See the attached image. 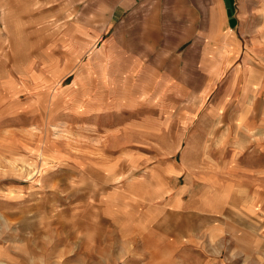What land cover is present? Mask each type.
<instances>
[{
  "label": "rangeland",
  "instance_id": "374dc122",
  "mask_svg": "<svg viewBox=\"0 0 264 264\" xmlns=\"http://www.w3.org/2000/svg\"><path fill=\"white\" fill-rule=\"evenodd\" d=\"M263 5L0 0V264L5 214L45 219L37 264H264V118L235 111L216 42ZM169 161L183 192L154 185Z\"/></svg>",
  "mask_w": 264,
  "mask_h": 264
},
{
  "label": "crops",
  "instance_id": "0c3cea01",
  "mask_svg": "<svg viewBox=\"0 0 264 264\" xmlns=\"http://www.w3.org/2000/svg\"><path fill=\"white\" fill-rule=\"evenodd\" d=\"M264 15V5L261 7ZM248 9L241 10L239 12V17L234 16L236 23L234 24L235 30L233 32H219L217 34V41L216 42H223L219 43L222 47V50H218V55L220 56V60L223 62L226 58L225 51L229 50V47L232 49V56L235 58H239L238 68L236 72L235 79L238 80L237 83L234 84L237 93L240 96V101L235 103V111L239 112H255V120L258 118L261 120L264 118V22L262 19L258 23L249 22L244 26L240 23V20L243 19L242 15L251 16L255 14L252 9L250 8L249 12ZM260 13V12H259ZM241 15V17H240ZM248 18V17H247ZM240 19V20H239ZM238 30H236V26L238 25ZM231 27V26H230ZM229 27V28H230ZM209 36V35H208ZM196 42V41H194ZM203 42H210L208 39H205ZM226 42H231L230 44H226ZM188 53V52H182ZM229 56V55H228ZM239 88V89H238ZM174 94L175 91H172ZM156 97V94H155ZM156 101V99H154ZM212 104H210V109ZM228 104L225 102L223 104L216 103L212 105L214 109L222 111L227 110ZM155 106V107H154ZM153 110L157 111L158 109H162L161 106L159 108L158 100L154 102ZM177 110H190L187 106H178ZM173 108V105H172ZM175 111V108H173ZM206 110V108L204 109ZM245 113H240L239 116L241 118L244 116ZM207 115V114H206ZM146 117V115L144 116ZM208 118V122L205 123V126H213L216 125L217 121L211 115L206 116ZM214 121H216L214 123ZM207 141L206 138H202V142ZM176 162L169 161L168 166H165V169L161 170V173L164 175L162 176V180L160 183H155L156 189L161 190L160 192L164 191H175L183 192L184 187L182 184H178L176 182L169 183L173 178H179L184 173L183 168H179L176 165ZM182 186V188H181ZM170 202L178 203V209H184L186 212L191 209L190 203L188 202L185 206H180V203L175 198L172 199ZM156 207V206H155ZM167 209L168 205L166 206Z\"/></svg>",
  "mask_w": 264,
  "mask_h": 264
},
{
  "label": "bare ground",
  "instance_id": "6f19581e",
  "mask_svg": "<svg viewBox=\"0 0 264 264\" xmlns=\"http://www.w3.org/2000/svg\"><path fill=\"white\" fill-rule=\"evenodd\" d=\"M3 218L5 221L4 224L6 225H12L13 223H15V231L11 234L10 237V243H12L10 246L14 247L16 253L14 252V254L12 253L13 255L10 256L5 255V262L7 264H37L34 259L35 255L30 249V245L32 243V237L34 235L35 228L45 232V219L42 218L36 221H34L33 219L21 220L17 217L11 218L7 214L3 215ZM1 234L2 231H0V236ZM16 242H18L20 246L17 245Z\"/></svg>",
  "mask_w": 264,
  "mask_h": 264
}]
</instances>
